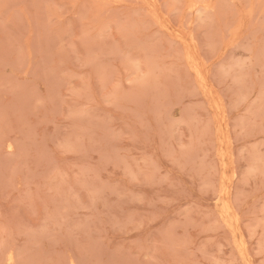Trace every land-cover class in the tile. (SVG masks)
<instances>
[{"label": "rangeland", "instance_id": "rangeland-1", "mask_svg": "<svg viewBox=\"0 0 264 264\" xmlns=\"http://www.w3.org/2000/svg\"><path fill=\"white\" fill-rule=\"evenodd\" d=\"M10 253L264 264V0H0Z\"/></svg>", "mask_w": 264, "mask_h": 264}, {"label": "bare ground", "instance_id": "bare-ground-1", "mask_svg": "<svg viewBox=\"0 0 264 264\" xmlns=\"http://www.w3.org/2000/svg\"><path fill=\"white\" fill-rule=\"evenodd\" d=\"M11 146V144H9ZM8 145V146H9ZM7 264H17L15 255L13 253H10L7 257Z\"/></svg>", "mask_w": 264, "mask_h": 264}]
</instances>
